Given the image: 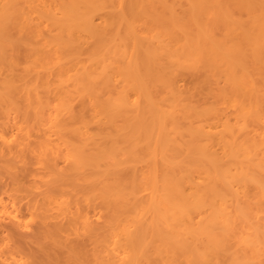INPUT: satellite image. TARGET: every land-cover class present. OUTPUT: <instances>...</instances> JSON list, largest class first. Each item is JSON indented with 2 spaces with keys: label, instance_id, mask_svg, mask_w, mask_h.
<instances>
[{
  "label": "bare ground",
  "instance_id": "1",
  "mask_svg": "<svg viewBox=\"0 0 264 264\" xmlns=\"http://www.w3.org/2000/svg\"><path fill=\"white\" fill-rule=\"evenodd\" d=\"M0 264H264V0H0Z\"/></svg>",
  "mask_w": 264,
  "mask_h": 264
}]
</instances>
